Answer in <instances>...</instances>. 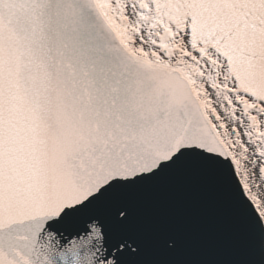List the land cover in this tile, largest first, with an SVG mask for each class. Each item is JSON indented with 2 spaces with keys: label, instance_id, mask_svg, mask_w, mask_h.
<instances>
[{
  "label": "snow or ice",
  "instance_id": "1",
  "mask_svg": "<svg viewBox=\"0 0 264 264\" xmlns=\"http://www.w3.org/2000/svg\"><path fill=\"white\" fill-rule=\"evenodd\" d=\"M189 168L264 264V0H0V264H149L128 194Z\"/></svg>",
  "mask_w": 264,
  "mask_h": 264
},
{
  "label": "water",
  "instance_id": "2",
  "mask_svg": "<svg viewBox=\"0 0 264 264\" xmlns=\"http://www.w3.org/2000/svg\"><path fill=\"white\" fill-rule=\"evenodd\" d=\"M149 264H241L258 258L215 181L195 168L172 173L128 194ZM177 241L168 251L157 241Z\"/></svg>",
  "mask_w": 264,
  "mask_h": 264
}]
</instances>
